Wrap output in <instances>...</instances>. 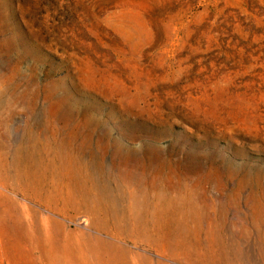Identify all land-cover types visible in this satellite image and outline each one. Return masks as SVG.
<instances>
[{
  "label": "rangeland",
  "instance_id": "obj_1",
  "mask_svg": "<svg viewBox=\"0 0 264 264\" xmlns=\"http://www.w3.org/2000/svg\"><path fill=\"white\" fill-rule=\"evenodd\" d=\"M0 159V264H264V0H0Z\"/></svg>",
  "mask_w": 264,
  "mask_h": 264
},
{
  "label": "bare ground",
  "instance_id": "obj_2",
  "mask_svg": "<svg viewBox=\"0 0 264 264\" xmlns=\"http://www.w3.org/2000/svg\"><path fill=\"white\" fill-rule=\"evenodd\" d=\"M1 160V159H0ZM2 164L3 163H1V161H0V168L1 167H3V170H4V173H2V174H4V176H5V178L7 179H9V174H8V172H6V169H7V167L6 166H2ZM1 171V170H0ZM4 189V188H3Z\"/></svg>",
  "mask_w": 264,
  "mask_h": 264
}]
</instances>
